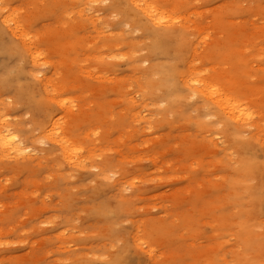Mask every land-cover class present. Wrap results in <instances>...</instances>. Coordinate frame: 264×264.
Listing matches in <instances>:
<instances>
[{
    "label": "rangeland",
    "instance_id": "rangeland-1",
    "mask_svg": "<svg viewBox=\"0 0 264 264\" xmlns=\"http://www.w3.org/2000/svg\"><path fill=\"white\" fill-rule=\"evenodd\" d=\"M149 1L0 0V264H264V0Z\"/></svg>",
    "mask_w": 264,
    "mask_h": 264
},
{
    "label": "bare ground",
    "instance_id": "bare-ground-1",
    "mask_svg": "<svg viewBox=\"0 0 264 264\" xmlns=\"http://www.w3.org/2000/svg\"><path fill=\"white\" fill-rule=\"evenodd\" d=\"M132 1L137 7L141 9L142 13L149 19V21L153 23L152 25L161 26L169 22L167 17H165V15L157 8V6H155L149 0ZM14 21L15 20L13 18L3 16L0 10V24L2 26L5 24L10 30H7V32H10L13 35H17L18 31L20 35L24 36L23 38L21 36L20 37L23 39V41H25L27 34L23 32L22 27ZM11 22L15 24L14 29H12L11 25H9ZM4 28L6 29V27ZM28 51H30L29 48ZM41 55V53L34 52L33 56H31L33 62H38L41 58ZM191 84L194 85L190 86L193 88L195 93L202 94L204 102H209L214 107L219 109L222 114H224V116L226 115V119L229 121H233L239 126L241 122L252 118V114L249 111L248 106L239 99V96L236 95V93L230 92L225 88H219L215 84H208L207 82L205 83L199 79H191ZM7 124L8 123L6 120L0 121V153L5 154V157L8 158H21L28 152V148L11 132V130L7 127ZM53 131L54 128L51 129L50 132L48 131V136L50 138L51 136L55 135ZM52 140L64 150L66 157L72 162L80 163L82 161V148L80 146L73 145L66 137H57L56 139L53 138Z\"/></svg>",
    "mask_w": 264,
    "mask_h": 264
}]
</instances>
